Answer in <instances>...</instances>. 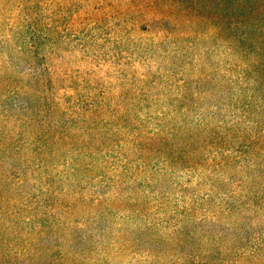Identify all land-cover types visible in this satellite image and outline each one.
Here are the masks:
<instances>
[{
  "label": "rangeland",
  "instance_id": "1",
  "mask_svg": "<svg viewBox=\"0 0 264 264\" xmlns=\"http://www.w3.org/2000/svg\"><path fill=\"white\" fill-rule=\"evenodd\" d=\"M209 2L0 0L16 83L0 91V235L41 221L55 264H264V178L246 168L264 155L233 134L264 128V26L226 29ZM26 91L49 101L22 110Z\"/></svg>",
  "mask_w": 264,
  "mask_h": 264
},
{
  "label": "trees",
  "instance_id": "2",
  "mask_svg": "<svg viewBox=\"0 0 264 264\" xmlns=\"http://www.w3.org/2000/svg\"><path fill=\"white\" fill-rule=\"evenodd\" d=\"M210 12L212 11L213 17L216 18L217 21H220L225 26L226 29L227 25L230 27V18L232 19V23L237 20L238 23L247 22L249 20H254V23H251V25H248L249 29L251 30H258L259 23L264 26V21H259V16H264V0H210L208 6ZM245 25V24H243ZM43 35V34H42ZM44 36L47 37V34L44 33ZM42 36V38H44ZM21 50L26 51L27 54L33 59H39L40 51L37 48L29 47V48H21ZM47 67V66H45ZM49 68H47L48 70ZM30 76L33 84L39 85L40 75L41 72L37 67L31 66L30 67ZM8 79V78H7ZM46 82H52V78H45ZM10 80V79H9ZM8 80L4 78L3 76H0V91L3 89ZM10 85H15L13 80L9 81ZM33 86L34 91H38L39 88L37 86ZM32 88V86H31ZM45 88V87H44ZM20 94V93H19ZM21 95L25 96V99L22 103H24V106L21 107L22 110L30 109L32 112L34 111L35 103L39 102V104H45L49 99L46 96H39L38 100L36 98H28V96H31V94H28L26 92H22ZM58 98L62 100L64 103H67V95L62 94L60 97H54V100L58 102ZM57 99V100H56ZM21 103V102H20ZM18 102H13L12 106L8 103L6 105L7 108L16 107L18 108V105L20 104ZM59 103V102H58ZM91 114H94L96 116L97 114L95 112H91ZM119 113L115 114V116L119 117ZM43 128L42 125L38 126V129L41 130ZM57 127H54L52 129H56ZM247 129V128H246ZM231 131H235L234 129H230ZM37 129L35 128L33 135L37 136ZM250 132V133H248ZM40 131H38L39 135ZM238 135V139H244L245 137H248L244 139V143L241 144V147L237 150L239 153H244V151L247 149L249 151H252V155L260 154L261 156L264 155V128L258 129L253 128L249 131L242 132L238 129L237 132L233 133ZM67 137V136H66ZM165 139H161L163 142ZM28 149L32 150L33 152L35 150H39L37 148V145H40L41 140L39 138H34L32 140H28ZM7 150L10 147V144H7ZM11 168H9L8 175L13 178L11 180H8V186L10 187V182L12 183L13 180H17L18 183H14L15 185L21 184L23 182V172L16 171L18 168L17 163L15 160H13V163L10 165ZM247 169H250L251 171H258V175L262 178H264V165L261 169L257 168V165L255 163L249 164ZM23 171V170H22ZM12 200L8 201V204L11 206H14L17 202L16 198H11ZM262 209L264 210V196L262 197ZM13 213H18L16 211V208H13ZM43 226V223L39 220H32V219H25V220H7V228L4 230V232L0 235V264H46L47 259H50V263L47 264H55L52 262L54 260V257L51 255L52 248H48L47 250L38 249L36 247V234L37 230ZM46 227V226H45ZM58 248V247H57ZM80 258V257H79ZM70 264V262L77 261V256L74 254H69L67 257H65L63 254H61L60 260L58 264ZM191 264H207L206 262H196L194 261Z\"/></svg>",
  "mask_w": 264,
  "mask_h": 264
}]
</instances>
